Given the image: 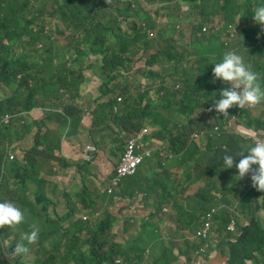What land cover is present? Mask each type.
Here are the masks:
<instances>
[{
    "label": "trees",
    "instance_id": "trees-1",
    "mask_svg": "<svg viewBox=\"0 0 264 264\" xmlns=\"http://www.w3.org/2000/svg\"><path fill=\"white\" fill-rule=\"evenodd\" d=\"M144 1L150 5H143L142 0H114L112 3L107 0H0V91H3L2 85L12 88L10 97L0 95V118L4 112L26 111L37 105L55 109V113L47 112V118L57 119L59 128L37 137L36 146L45 145L54 160H64L63 156H54V151L60 149L63 132L68 141L66 149H72L69 135L74 129V141L77 126L86 113V105L79 106L76 99L82 98L85 104L88 103L86 100L92 92H84L83 86L92 74L102 81L101 93L95 105L97 109L92 113L91 137L75 146L79 159H84L82 151L88 144L96 148L105 143L95 136L97 132L106 129L108 135L109 128L116 131L110 126L111 119L121 130L146 124L156 130L161 128L160 137L154 140L159 147L156 158L141 166L135 176L124 179L120 190L105 195L110 207L103 211L102 216H96L98 209L93 199L94 192L88 188L84 178L86 172L90 173L91 163L83 160V165L76 168L80 183L66 200L76 198L74 207L63 216L57 214L50 218L46 206L37 211L25 198L27 183L36 184V193L40 194L44 193L46 185L35 176L30 156H26L27 165L17 161L4 162L3 165L6 146L18 139L19 133L12 122L9 125L0 123V190L5 187L8 202L17 206L15 197L19 189H23L25 222L22 226L26 231L35 229L39 232L37 241L28 245V254L15 256L12 255L13 250L20 241L15 233L17 226L15 229L0 228V264H145V259L136 257L137 252L144 254V249L140 240L135 239L138 231L130 235V224L138 222L145 231L156 227L162 220V208L172 210L174 249L178 245L175 239L182 241L176 264H196L197 253L213 239L227 254V264H264V226L259 219V213L264 210V199L253 196L255 189L242 185V179L231 178L232 171L238 174L235 168L227 169L233 182H227L220 176L219 180L224 202L236 209L246 224L237 223L236 214L222 210L215 222L218 237L194 235L197 243L186 235L196 234L202 228L205 214L217 204L216 196H213L218 189L216 182L210 181L204 187L194 183L200 181L202 175L212 177L217 174L224 155L235 156L236 151L245 150L247 140L241 139L245 144L234 141L238 131L254 133V136L243 135L250 139L249 145L255 138L264 139V123L260 122L255 107L230 108L228 114L231 116L226 118L214 110L217 93L213 92L229 85L212 82L210 71L213 63L209 64L213 56L218 55V62L223 53L234 45L240 51H231H236L252 65L264 86V29L252 19L255 8L264 5V0ZM155 3L184 6L191 10L193 16L200 15L201 21L186 23L191 31L178 40V27L167 23L161 16V8H152ZM211 13L219 15L224 22L213 23L212 18L206 17ZM168 15L178 17V22L184 19L179 13ZM185 15L190 18L187 11ZM47 18L58 19L53 30L52 26L47 29ZM229 27L234 29L235 38L213 33L223 29L229 31ZM56 31L61 34L67 32L64 45L59 46L53 38ZM93 56L96 59L90 62ZM135 65L144 69L147 75L145 85L144 81L136 84L127 75ZM182 70L184 72L180 74ZM190 70L194 74L185 76ZM170 77L172 82L167 84ZM176 78L180 79L182 87L176 86ZM183 94L189 97L188 113L198 112V116L185 118L189 124L173 132L165 128L168 126H164L163 115L150 107L152 103L169 101ZM204 97L214 112L209 121L197 105L198 100ZM216 99H219L218 95ZM198 122H201L200 127L195 128ZM156 130L152 136L157 134ZM201 135L207 141L205 147L201 146ZM163 151L167 154L165 157L159 155ZM170 154L172 156H168ZM15 164L25 169L22 186L12 182L6 172ZM191 186L192 190L188 191ZM138 194L146 197L156 195L159 202L150 206L152 211L147 215L129 211L128 218L124 219V240L119 242L113 234V225L117 222L113 207L129 200V207L133 208ZM78 215L86 216L87 220ZM232 221L237 228L228 231ZM9 238L12 242L6 250L4 243ZM169 251L164 248L162 260L167 259ZM152 264L165 263L154 259Z\"/></svg>",
    "mask_w": 264,
    "mask_h": 264
},
{
    "label": "clouds",
    "instance_id": "clouds-1",
    "mask_svg": "<svg viewBox=\"0 0 264 264\" xmlns=\"http://www.w3.org/2000/svg\"><path fill=\"white\" fill-rule=\"evenodd\" d=\"M108 1V0H107ZM114 1V0H113ZM113 1H108L109 3H112ZM165 3H160V5H164ZM163 11V10H162ZM189 11V9L184 8V12ZM167 13V12H165ZM168 14V13H167ZM252 19L261 26L262 29H264V5L257 6L254 10V13L252 15ZM63 28V27H61ZM59 36L64 38L67 37V32L64 33H58L53 36V38L56 40L57 44L59 46L64 45V42H60ZM25 40H28L26 37ZM212 66V69L210 71V75L212 76V82L216 83L217 81L222 82L226 85H229V87H224L220 89L217 93L219 96V99H214L213 108L218 113L223 115L224 118L229 117L231 115L228 114V109L237 107L239 109H243L245 107L255 106V108H258L262 103H264V86L261 84V77L260 74L253 71L252 65L250 63H247L243 56L238 54L236 51H226L223 53L222 58L217 62L215 61ZM99 78V77H98ZM100 79V78H99ZM101 80V79H100ZM178 81L177 87L181 85V81L179 78H176ZM102 82V81H101ZM172 82V78H168L167 84ZM101 86V85H100ZM12 94V88L8 86L3 87V91L1 93V96L10 97ZM38 108L42 111V117L39 119H34L29 114L31 110ZM47 112L55 113V109H50L48 107H44L41 105L33 106L29 110L26 111H8L4 112V114L0 118V123L2 125H9L11 122L14 124V126L17 128L19 137L18 139H14L11 144L6 146V152L3 160L4 162H13L17 161L22 165H27L26 163V156L29 155L31 160L34 163V173L35 176L38 177V179L45 185V191L48 193L49 186L54 187H61L62 182H56L54 185L50 184L51 181H55L54 179L57 178V181L62 180L63 173L61 170H67L73 168V172L76 174V168L77 166L83 165V160L91 163V170H92V176L94 174L93 165L94 162L101 152L100 147H96L95 152H91L90 147L92 145L88 144L83 148V158L84 159H72L67 158L63 153V142L66 139V134L64 135V132L62 133L61 140H60V149H55L54 156H63L64 160L56 161L52 157L51 153L48 152L47 147L45 145H37L36 146V140L37 137H42L45 134L49 132H54L57 130L60 126L59 122L55 118H47ZM116 131L109 128V131L115 132L119 136V143L122 141V138L124 140V149L123 152L120 155V158L118 160V163L122 162L123 156L125 155V152L127 150L128 144L130 139L133 136H136L137 133H140L143 131L144 127L151 128V131L153 132L156 130V128L148 125L144 127H139L135 129L130 130H121L115 126H113ZM200 127L199 124L196 125L195 128ZM33 132L32 139L28 144L24 146V148H19L20 143L31 133ZM240 132L244 134H248L250 136H254V134H250L251 131H245L240 130ZM122 137V138H121ZM153 136H150L149 134L146 135V133L139 139L141 142L146 143L147 141H151L149 143L148 147L150 145L154 147V156L151 158H156L155 155L157 154L156 149L159 148L157 145H155L154 140L156 138H152ZM205 138L204 135H201V139ZM57 143V142H56ZM103 147L109 146L108 145H102ZM94 148V146H93ZM62 149L61 153L60 150ZM113 149V148H111ZM13 150L14 153L17 155V159H14L13 155H9V151ZM98 151V154H95ZM104 152L106 154V148L104 149ZM244 153H247V155H244ZM161 157H165L166 152L159 153ZM172 156V154L168 155ZM107 158V154H106ZM147 158V159H151ZM146 159V160H147ZM108 160V158H107ZM145 160V161H146ZM144 161V162H145ZM143 162V163H144ZM57 164L59 167H56L54 164ZM109 163V160L107 161V164ZM142 163V164H143ZM107 164L105 165V168L107 169ZM141 164V166H142ZM116 165V166H117ZM140 166V167H141ZM43 167H49L50 170L48 172H41V169ZM139 167V168H140ZM235 168L238 172V175L236 177L240 179L243 178V180L240 181L242 185H249L250 189H255V194L253 196L263 198L264 199V139L255 138L253 142L248 146L245 150L240 151L237 155L233 156L231 154H226L223 156V169L221 170V167L219 169V172L217 174H214V176L210 177L207 175H202V178L200 181L194 183L202 185L203 187L210 181L216 182V185L218 186V189H215L213 192V196H216L217 204L213 206L203 217V223L202 228L199 229L195 235H199V233H203L206 230V224L210 222V229L207 231L206 236H212L213 234V227L216 222V217L220 214L222 210L228 211L231 214H236V216H241L239 213H237V210L232 208L231 206L227 205L224 202V191L221 189V183L219 180V176L226 179L227 182H233V180L228 176L227 169ZM59 169V171H58ZM55 171H58L57 173ZM113 173V171H112ZM138 173V172H137ZM136 173V174H137ZM251 173L250 176H246L247 174ZM135 174V175H136ZM77 175V174H76ZM134 175V176H135ZM78 176V175H77ZM133 177V176H132ZM113 177L111 179L105 178L103 175H99L95 178V181L100 184L101 182L107 180L109 182V186L107 190L104 192V196L106 194L112 195L115 191L120 190L121 186H115L113 184ZM129 178V177H127ZM244 178H247L244 179ZM126 179V178H125ZM249 180V181H248ZM123 182V181H122ZM80 183V181H79ZM122 185V183H121ZM88 188L94 192V201L96 202V207L98 209V212L96 213L97 217L102 216L103 211L108 207H110V204L105 201L104 206H98V200H96V190H93L89 187L87 183ZM72 190V189H71ZM192 190V186L188 191ZM63 197L65 200H67L68 196L70 195V192H62ZM51 199H53V193L49 195ZM37 201L44 202V206L48 209V206L50 204H53L52 200H50L46 195L36 193ZM2 202H0V228H11L15 229L16 226L23 224L25 221L24 214L22 211L15 206L13 203L8 202L7 199H0ZM131 203V202H130ZM137 203V200H136ZM29 204V202H28ZM30 206V204H29ZM117 205L113 207L114 211H116ZM169 208V206H168ZM126 212L123 214L124 218L121 220L122 222V230L124 225V219L128 218V212L130 211V207L128 206ZM170 210V214L169 213ZM167 210L166 208L162 210L161 214L169 216V219L167 222L162 221L161 223L156 227L148 228L147 231H145L144 228L140 229L135 237V239L140 240L141 247L144 249V256H145V264H152L154 259L160 260L161 263L165 264H176L175 258L178 254V249L182 246L181 245V239L177 238L175 239V242L178 244L177 247L173 246V237H172V231L175 230V222L173 219V214L171 208ZM215 211V212H214ZM68 211H66L67 213ZM212 214V217L210 221L208 220V215ZM261 215H264V210H262L259 213V219H261ZM77 217L87 220V217L84 215H78ZM116 224V223H115ZM114 224V225H115ZM113 225V234H115L118 237L119 242H123L124 239L120 238L118 234L114 232L115 228ZM261 225L264 226V224L261 222ZM233 227L234 229L231 230L230 228ZM237 228V225L234 221L231 222V224L227 227L228 231H235ZM137 231H131L130 235L136 234ZM216 233H218L215 230ZM123 234V231H122ZM39 232L38 230L33 229L30 232H25L21 238L20 241L15 244L14 250L12 255L15 256H26L29 252L28 245H31L35 243L38 239ZM200 236V235H199ZM190 240L191 238L188 237ZM1 240V235H0ZM164 248H167L170 250L167 255V259L162 260V253L164 251ZM209 248V244H206L198 253H197V262L196 264H209L210 259L212 258V254L216 253L217 256L220 258L219 264H227L228 256L226 253H224L218 245L216 247H211L209 256L204 259V255L207 252V249ZM169 260V262L167 261ZM117 263H120L117 261Z\"/></svg>",
    "mask_w": 264,
    "mask_h": 264
},
{
    "label": "rangeland",
    "instance_id": "rangeland-1",
    "mask_svg": "<svg viewBox=\"0 0 264 264\" xmlns=\"http://www.w3.org/2000/svg\"><path fill=\"white\" fill-rule=\"evenodd\" d=\"M108 1H113V0H108ZM143 5H150L148 4L146 1L142 0ZM115 3V2H114ZM189 5H191V2L189 3ZM161 8L163 10L162 13V17L167 21L168 24H171L172 26L176 25L178 27L177 31V39L179 40L181 38V36L188 34L191 31V27L186 26V23H191L194 24L197 21H201V17L200 15H192L191 14V10L189 9V11H187L189 13V17L185 15L184 12V6L181 7H177L175 5H172L170 3H165L164 5H160V3H155L152 8ZM164 12L167 13H179L180 16H182L184 19H182V21L178 22V17H170V15L165 14ZM206 17L212 18L213 19V23L219 24V23H223V19L214 13L208 14L206 15ZM48 20V27L47 29H49L50 26H52V30L54 29V25L58 24V19H54V18H47ZM239 23L241 22V19H239L238 21ZM211 23H208L207 25H210ZM61 29V28H60ZM59 30V29H58ZM213 33L215 34H221L223 37L226 38L227 35L232 36L233 38H235V34H234V29H232L231 27H229V31H227L226 29H223L222 31H220L219 33H217L216 31H213ZM57 34V31L53 34L55 35ZM59 40L60 42H64V38L59 36ZM66 48H63V50ZM232 49H237L239 50L236 46L232 45L228 48L229 51H231ZM194 51H196L197 49L194 48ZM240 51V50H239ZM205 52V51H204ZM243 53V52H242ZM217 56H213L210 61L209 64L214 63L217 60ZM96 59L95 56H93L90 59V62ZM186 67H188V63L186 61ZM189 68V67H188ZM184 72V70H182L180 72V74H182ZM193 71H187L185 73V76H189V75H193ZM127 75L131 76V78H133L134 82L136 84H140L142 81L143 84L145 85L147 83L146 79L147 75L144 73V69H141L139 66H132V69L127 71ZM206 76V74H204V77ZM12 84V83H11ZM101 85V80L97 77H94L92 74L90 75L89 81L86 82L83 86V90L85 92V90L87 92H93L92 95L89 97V99L86 100V106H85V112L87 113L88 111H92L94 112L97 108H95L96 106V102L97 100L100 98V93L101 91H98L99 86ZM2 89L4 87V85L1 86ZM182 87V84H181ZM0 95H1V91H0ZM188 99L189 97L186 94L180 95L178 98L172 99V100H162L161 103H152L150 109L153 110H158L162 115H163V122H164V126H168L165 127L166 129H169L170 131H178L180 129H182L184 126L186 127L189 122L185 120V118H189L190 116H192V118H195L198 116V112H194L193 114L188 113ZM78 101H82V98H79ZM197 105L199 107V111H203L206 113L207 117L206 120L209 121L214 117V112H212L209 109V104H208V99L206 97L202 98L201 100H198ZM94 106V109H92V107ZM255 107V106H253ZM78 112V111H77ZM256 112H257V116L260 117V122L263 124L264 123V103H262L258 108H256ZM110 126H116V121H114L113 119L110 120ZM159 124V123H158ZM198 124H201V122ZM125 125V124H124ZM149 124H146L144 126H148ZM161 125V124H160ZM143 126V127H144ZM236 127H240V126H236ZM89 129H90V125H81L80 126V130L81 132H78L77 135L75 136V141L85 138L88 136L89 134ZM160 131L161 128H158L156 130L157 134H155L152 138H158L160 137ZM165 131V130H164ZM101 132H97L95 134L96 137H99ZM147 133L152 136V133L147 131ZM159 133V134H158ZM251 135L254 134L253 132H249ZM108 135L110 136V147L109 146H99L102 149L106 148V154H107V158L109 160V163L107 164V169L103 166H100L99 168H97L93 174V177H90V173L86 172L84 174V178L87 181L89 187L93 190H96V200H98V206H104L105 205V199H104V192L107 190L108 186H109V182L107 180L101 182L100 184H98L95 181V178L98 177L99 175H103L105 178L107 179H111L113 177V169L116 167L118 160L120 158L121 153L123 152L124 149V140L122 138V141L119 143V136L113 132V131H109ZM244 133L239 132L238 131V135L237 138L234 140L238 143H244L241 139H245L247 140V144H245V149L250 146L248 143L250 141L249 138H247L246 136H243ZM207 144V141L203 140L202 137V141H201V146L205 147ZM116 147V148H114ZM114 148V149H111ZM236 155L238 154V151L235 152ZM98 154V151L95 153ZM9 155H13L14 159H17V155L14 153L13 150L9 151ZM153 161V158L151 159H147L143 164L142 167H144V165H146L147 163H150ZM56 167H59L56 163L54 164ZM158 169V167H157ZM50 170L49 167H43L41 169V172H48ZM221 170H226L223 169V163L221 164ZM59 171V169H58ZM58 171H55L56 173ZM60 171L63 173V179L60 181H57V178H55V181H51L50 184L54 185L56 182H62V186L61 187H54V186H49L48 189V193L45 191V187H44V194L46 195V197H48L50 200H52L53 204H50L48 206V217L50 218H54L56 217L57 214L63 216L64 214H66V211L72 209L74 207V203L75 201H77L76 198H72L71 201H66L65 198L62 195V192H71V189L75 188L78 184H79V179L77 178V175L73 172V168L71 169H67V170H61ZM6 172L9 175V178H11L12 182H17L19 183L20 186H22L23 183V175L25 174V169L17 164L9 166L6 170ZM16 174H19L16 177ZM235 171H232L231 173V178L232 179H239L238 177H236ZM247 180V178H244ZM243 180V178H242ZM249 181V180H248ZM36 191H37V185L33 184V183H27L26 186V193H25V198L26 200L29 202V204L36 209L37 211H41L42 210V206L44 204V202H39L37 201L36 198ZM51 192L53 193V199H51L49 197V195L51 194ZM6 194V188L4 187L2 190H0V199H9V197ZM149 197V201H146V198ZM146 195H142V194H138L136 195L135 199L137 200L136 206H134L133 208H130V211H134L136 214L138 215H147L150 214L152 209H151V205L154 204H158L159 202V198L156 197V195H150L147 196ZM22 200H23V189H19L16 197H15V202L17 204V207L23 212L25 210L22 209ZM15 205V204H14ZM130 205V201L129 200H125V201H121L119 203V205L116 208L115 214H116V218H117V222L114 225V232L116 234H118V236L122 239H124V236L122 234V222L121 220L124 218V211L128 208V206ZM168 207V206H165ZM165 208H162V210H164ZM29 210H27L28 212ZM170 214V210L169 213ZM262 216V215H261ZM164 219V222H167V220L169 219V216L167 215H163L162 216ZM143 221V220H142ZM141 221V222H142ZM162 221V220H161ZM236 222L238 223H245V220L241 217L238 216V220H236ZM246 224V223H245ZM125 226V225H124ZM151 226H153V224H151ZM124 228V227H123ZM215 228L216 226L214 225L213 227V235H217V233L215 232ZM130 229L134 230V231H139L141 229V227H139L138 222L135 223H131L130 224ZM31 230L26 231L24 229V227L21 225H18L15 233H17L18 238L20 239L21 236L25 233V232H30ZM186 235L188 237H190V241L192 242H197L196 237H193L195 234H191V233H186ZM218 237V235H217ZM2 239V236H1ZM1 241V240H0ZM12 242V238H9L7 241H5L4 243V248L6 250H9V243ZM198 243V242H197ZM2 244V241L0 242V245ZM209 244V248L207 249L206 254L204 255V259H206L209 256V252H210V248L211 247H216L218 245V241L217 240H211ZM37 245V244H35ZM38 247V246H37ZM136 257L138 258H142L145 259V256L142 252H137L136 253ZM25 259H28L27 257H24Z\"/></svg>",
    "mask_w": 264,
    "mask_h": 264
},
{
    "label": "built area",
    "instance_id": "built-area-1",
    "mask_svg": "<svg viewBox=\"0 0 264 264\" xmlns=\"http://www.w3.org/2000/svg\"><path fill=\"white\" fill-rule=\"evenodd\" d=\"M147 131H151V128L144 127L143 131L140 133H137L136 136H133L128 144L127 150L125 152V155L123 156L122 162L119 163L114 169V178H113V184L115 186H121L122 181L127 177L134 176L138 170L141 164L147 159L154 156V147L150 145L148 147L149 143L151 141H147L146 143L141 142L139 139L146 133ZM91 152H95L96 148L90 147ZM215 212V211H214ZM212 217V214L208 215V220L210 221ZM210 229V222L206 224V230L203 233H199L200 236H203L206 238L207 231ZM231 230L234 228L231 227Z\"/></svg>",
    "mask_w": 264,
    "mask_h": 264
},
{
    "label": "crops",
    "instance_id": "crops-1",
    "mask_svg": "<svg viewBox=\"0 0 264 264\" xmlns=\"http://www.w3.org/2000/svg\"><path fill=\"white\" fill-rule=\"evenodd\" d=\"M89 78H90V76H89ZM98 78V77H97ZM146 79V78H145ZM99 88H100V86H99ZM98 88V91H100V89ZM93 93V92H92ZM76 102H77V104L79 105V106H82V105H86L85 104V102L84 101H78V99H76ZM92 109H94V108H92ZM93 112L92 111H88L87 113H85L84 114V118H83V120L79 123V125L77 126V131L78 132H81V130H80V126L81 125H90V129H89V134H88V136L87 137H85V138H82V139H79V140H77V141H72V132H73V130H72V132H71V134L69 135V140L71 141V147H72V149L71 150H67L66 149V145H67V140L65 139L64 140V142H63V153H64V155L67 157V158H72V159H74V160H76V159H79L78 157H77V152H76V150H75V146H77V144L80 142V141H86V140H88L90 137H91V129H92V127H93V120H94V118H93V114H92ZM30 115H31V117L32 118H34V119H39V118H41L42 117V111L40 110V109H38V108H35V109H33V110H31V112L29 113ZM32 136H33V132L31 133V135H29L28 137H26L21 143H20V145H19V148H24V146L26 145V144H28L29 142H30V140L32 139ZM76 136H78V135H76ZM99 139L101 140V141H104L105 143L103 144V145H109V141H110V136L109 135H107L106 134V129H104L101 133H100V135H99ZM107 158H106V154H105V152L103 151H101L100 153H99V155L97 156V158H96V160H95V162H94V165H93V170L95 171L97 168H99L100 166H103V167H105V165L107 164ZM92 176V170L90 169V177ZM102 207V206H101ZM261 222L264 224V215H262L261 216ZM219 260H220V258L217 256V254L216 253H213L212 254V258L210 259V261H209V264H219Z\"/></svg>",
    "mask_w": 264,
    "mask_h": 264
}]
</instances>
